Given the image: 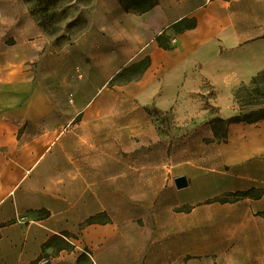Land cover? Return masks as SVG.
<instances>
[{"label": "crops", "instance_id": "crops-1", "mask_svg": "<svg viewBox=\"0 0 264 264\" xmlns=\"http://www.w3.org/2000/svg\"><path fill=\"white\" fill-rule=\"evenodd\" d=\"M184 17L194 18L195 26L175 33L170 25ZM162 31L169 49L155 38ZM56 38L40 26L29 2L0 0V109L28 105L21 121L32 127L21 140L0 130V264H40L55 234L82 233L83 225L86 235L99 230L84 221L113 207V198L105 196L116 184L115 116L51 113L58 102L50 91L67 89L68 81L109 89L114 75L146 56L147 67L123 86L139 94L138 106L154 105L172 123L186 126L188 137L210 139L218 189L211 193V167L206 175L203 167L206 199L251 191L233 202H214L217 213L206 204V226L219 221L227 206L235 220V248L264 251V117L229 122L219 139L212 123L233 116L232 91L264 70V0H155L144 12L125 9L118 0H92L80 33L62 44ZM211 89L207 100L213 111L198 96ZM18 121V115L0 114V126ZM46 157L49 163L40 167ZM178 163L172 144V185H167L176 192L192 187ZM131 170L124 163L123 185L132 183ZM179 175L189 179L181 189L173 182ZM93 255L97 264L108 251L96 249ZM47 258L51 264L76 261V256Z\"/></svg>", "mask_w": 264, "mask_h": 264}, {"label": "rangeland", "instance_id": "rangeland-1", "mask_svg": "<svg viewBox=\"0 0 264 264\" xmlns=\"http://www.w3.org/2000/svg\"><path fill=\"white\" fill-rule=\"evenodd\" d=\"M25 1L30 3L32 14L43 29L57 36L56 40L62 44L72 40L87 25V9L92 0ZM138 72V69H133L119 78L114 77L109 89H88L87 86L92 85L89 82L75 85L68 81L67 89L50 91L52 99L58 102L52 106L51 113L88 112L115 116L116 184L113 194L109 188L108 196H105L109 201L113 198V207L93 216L92 226L99 230L86 235L83 225L82 233L55 234L45 244L42 256L54 259L76 256L73 264H94L93 251L105 249L108 255H100L97 264H143L157 258H168L173 264H261L264 251L235 248V220L231 216L233 211L227 206H224L227 210L221 211L223 217L219 221L206 226V204H211V213H217L219 210L214 209V202H218L212 201L214 197L232 199L231 193L206 199V177L203 175H206L208 166L211 167V193L218 189L216 169L219 165L212 146L208 148L210 139L196 141L188 137L186 126L171 122L170 114L166 115L154 105L138 106L139 94L133 96L132 91L123 86ZM70 75L73 74H68L69 79ZM92 78L98 79L96 75ZM112 83L114 88H111ZM253 87H257V91ZM237 89L240 93L236 95ZM198 96L203 100L204 109H216L207 100L213 96L212 89L198 93ZM91 97L98 98L99 102L90 105ZM263 104L264 71L253 75L249 83L238 84L232 91L233 116ZM28 109V105H16L12 110L0 109V114L18 115L19 118L14 127L3 122L0 130L10 135L13 132L19 140L24 138L26 130L32 129L30 125L26 127L27 122L21 121V115ZM261 113L264 114L257 112L251 118ZM223 127L224 123H216V133L220 134ZM172 144L178 155L177 169L188 173L192 183L191 188L180 192L167 185L168 182L172 185ZM128 161L132 165V183L123 185L121 171ZM46 162L49 163L48 157L41 160L40 167ZM84 224H87L86 220ZM224 245L227 247L223 248ZM136 252L140 253L139 257H135Z\"/></svg>", "mask_w": 264, "mask_h": 264}, {"label": "trees", "instance_id": "trees-1", "mask_svg": "<svg viewBox=\"0 0 264 264\" xmlns=\"http://www.w3.org/2000/svg\"><path fill=\"white\" fill-rule=\"evenodd\" d=\"M125 9H133L137 12H144L148 9H150L151 7L154 6L155 4V0H118ZM39 22V21H38ZM40 24V23H39ZM196 24L195 19L194 18H181L178 21L174 22L172 25H170V28L175 32H181L183 30L189 29L194 27ZM41 26V24H40ZM43 28V27H42ZM156 40L158 42V44L165 48V49H169L171 48V44L170 41L168 39V37L166 36L165 32L162 31L161 33H159L158 35H156ZM149 63V57H144L132 64H130L129 66L123 68L120 72H118L116 75H114V77H121L123 74H125V72L133 70V69H138L139 72L136 76H134L133 78H129L128 80H126V82L137 78L138 76H140V74L143 72V70L147 67ZM264 71V70H262ZM261 72V71H260ZM114 77L112 78V80L114 79ZM254 80V79H253ZM245 89V88H244ZM254 91H257V87H253ZM236 95L239 94V89L236 90ZM263 110V111H262ZM257 112H264V104L261 107H258L257 109H252L247 111L246 113L242 114V115H238V116H231L227 119H221V118H215L212 120V123H214V129H215V135L216 138H224L225 137V127L229 122H233V121H247V122H251V121H255L258 119H261L264 117V114L256 116L254 118H251L252 115H254ZM250 116V118H249ZM216 123H224V127H223V131L220 134L216 133V128L215 125ZM251 193V191H236V192H232L230 195L232 196V199H226V196H222V197H214L212 199V201H216V202H220V203H224V202H233L241 197H243L246 194ZM93 222V217H89L86 219V223L90 224Z\"/></svg>", "mask_w": 264, "mask_h": 264}, {"label": "water", "instance_id": "water-1", "mask_svg": "<svg viewBox=\"0 0 264 264\" xmlns=\"http://www.w3.org/2000/svg\"><path fill=\"white\" fill-rule=\"evenodd\" d=\"M174 185L177 189L184 188L188 185V179L185 175H179L173 179ZM40 264H51L48 258L43 259Z\"/></svg>", "mask_w": 264, "mask_h": 264}, {"label": "bare ground", "instance_id": "bare-ground-1", "mask_svg": "<svg viewBox=\"0 0 264 264\" xmlns=\"http://www.w3.org/2000/svg\"><path fill=\"white\" fill-rule=\"evenodd\" d=\"M140 253L139 252H136L134 255L135 257H139ZM167 257V256H165ZM143 264H173V263H170V261L168 260V258H165V259H159L157 258L156 260H146Z\"/></svg>", "mask_w": 264, "mask_h": 264}]
</instances>
